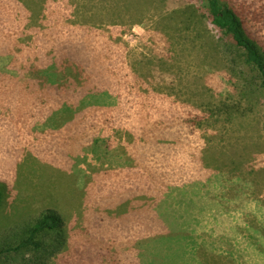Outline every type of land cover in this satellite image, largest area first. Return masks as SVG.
<instances>
[{"label": "rangeland", "instance_id": "374dc122", "mask_svg": "<svg viewBox=\"0 0 264 264\" xmlns=\"http://www.w3.org/2000/svg\"><path fill=\"white\" fill-rule=\"evenodd\" d=\"M221 36L206 0H0V235L54 208V264H264V88Z\"/></svg>", "mask_w": 264, "mask_h": 264}, {"label": "trees", "instance_id": "16d2710c", "mask_svg": "<svg viewBox=\"0 0 264 264\" xmlns=\"http://www.w3.org/2000/svg\"><path fill=\"white\" fill-rule=\"evenodd\" d=\"M206 3L212 25L222 33L220 42L225 50V57L232 66H240L245 74L244 79L247 78L245 69L249 68V72L254 73V79L260 81V86L264 88L263 29L254 23L253 18L243 8L230 3V0H206ZM44 81L45 89L51 87L52 81L55 82L47 79ZM56 88L59 93L55 95H59L60 100L64 97L66 99L64 88L61 85L55 86L54 89L57 90ZM248 88L249 86H245L242 93L244 98L248 97ZM205 117L209 119L211 115H196L191 123L197 124ZM61 173L60 180H64L70 189L65 185L62 195L58 198L61 200L66 196L74 205L80 196L76 176ZM2 196L0 190V205ZM64 219L57 209L48 208L40 211L34 220H24L20 225L6 228L0 235V264H54V259L68 246ZM160 222L162 223V220ZM162 225L165 229L168 228L165 221Z\"/></svg>", "mask_w": 264, "mask_h": 264}, {"label": "crops", "instance_id": "0c3cea01", "mask_svg": "<svg viewBox=\"0 0 264 264\" xmlns=\"http://www.w3.org/2000/svg\"><path fill=\"white\" fill-rule=\"evenodd\" d=\"M74 63H75V62H74ZM18 80H20V79H18ZM47 80H51V79H47ZM54 85H55V84H54V82L52 81V82H51V87H50V88L45 89V88H46V86H45V88H42V89H44L43 92H45V93L47 94V97H48L49 95H50V96L54 95L55 99H58V98H59V95L57 96V95H55V94H56V93H59V92H57V91H58L57 88H56L57 90L54 89V88H55ZM18 86H19V83H18V81H17V83L13 85V90H12V96H13L12 102H13L14 106H13V107L11 106V108L13 109L14 112L16 111L15 109H17L18 106L20 105V97H19V93L21 92V90L19 89ZM42 89H41V90H42ZM66 89H67V87H66ZM66 89L64 88V90H66ZM59 90H60V89H59ZM41 92H42V91H41ZM43 92H42V93H43ZM63 92H64V91H63ZM67 92H68V89H67ZM55 99H54V100H55ZM61 102H63L62 99H61ZM65 102H66V101H65ZM56 109H57V107H55V106H53V105H52L51 108L48 106V110H49V113H50V114H46L45 119H44L45 122H48V119L54 115ZM51 113H52V114H51ZM83 113H84V111H83V112H79V113L77 112V114H74L73 116H71V117H72V120L75 121L76 118H77V119H78V117L81 118V116H83ZM73 118H74V119H73ZM13 123H14V122H13ZM77 128H78V125H77ZM61 195H62V192H61ZM61 195H59V196H61Z\"/></svg>", "mask_w": 264, "mask_h": 264}]
</instances>
